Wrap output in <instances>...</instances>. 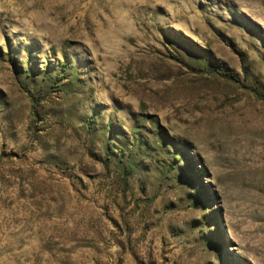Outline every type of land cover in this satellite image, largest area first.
<instances>
[{
  "label": "rangeland",
  "instance_id": "374dc122",
  "mask_svg": "<svg viewBox=\"0 0 264 264\" xmlns=\"http://www.w3.org/2000/svg\"><path fill=\"white\" fill-rule=\"evenodd\" d=\"M0 264H264V0H0Z\"/></svg>",
  "mask_w": 264,
  "mask_h": 264
}]
</instances>
